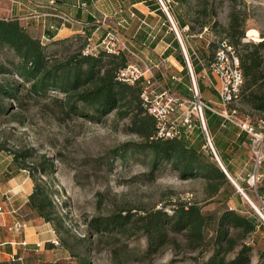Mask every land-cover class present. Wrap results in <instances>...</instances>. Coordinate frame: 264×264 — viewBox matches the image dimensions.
I'll list each match as a JSON object with an SVG mask.
<instances>
[{
    "label": "trees",
    "instance_id": "1",
    "mask_svg": "<svg viewBox=\"0 0 264 264\" xmlns=\"http://www.w3.org/2000/svg\"><path fill=\"white\" fill-rule=\"evenodd\" d=\"M175 1L193 10L191 31H203L208 27L214 34L226 35L221 40H227L236 50L245 79L238 105L248 107L264 119V39L246 41L247 19L236 11L229 15L230 23L226 27L213 18L215 14L209 11L210 0H195L199 2L197 6H193L192 0ZM42 36L35 37L16 18H0V53L6 55L8 64H0V114L8 112L7 101L20 102L19 94L25 89L30 96L40 100H59L58 96H62L60 99L65 105L61 109L66 114L93 123H101L114 115L125 134L137 136L138 140L124 144L121 153L116 156L123 161L136 159L148 162L153 180L161 174V170L163 172L169 167L183 181H202L208 206L214 202L226 204L233 198L237 200L239 193L235 185L211 151L206 149V140L193 144L182 137L157 136V121L142 97L144 81L130 85L118 79L120 70L130 63L128 54L120 52L112 55L101 48L87 52L92 45L86 35L54 38L46 33L44 36L47 39ZM221 40L210 43L208 64ZM207 118L208 112L206 120L212 135ZM2 151L3 148H0V153ZM13 155L16 166L20 170H28L33 179L28 209L43 221L51 223L60 236L65 229L64 217L58 212L54 199L56 192L44 179H53L57 173L54 162L48 160L30 166L28 159L35 157L34 149L16 151ZM238 185L245 191L244 184ZM172 206V213L166 208L143 210L142 213L124 210L125 214L97 220L94 227L96 231L141 233L147 237V253L159 252L173 241L172 234L185 233L187 247L194 252H202L193 259L196 263L199 258L205 257V264H252L254 247L247 240L257 242L259 232L264 229L258 215L247 214L242 208L239 210L232 206L208 213L200 202H176ZM211 230L212 235L209 233ZM72 257L75 259L73 264H92L86 254L72 253Z\"/></svg>",
    "mask_w": 264,
    "mask_h": 264
},
{
    "label": "rangeland",
    "instance_id": "2",
    "mask_svg": "<svg viewBox=\"0 0 264 264\" xmlns=\"http://www.w3.org/2000/svg\"><path fill=\"white\" fill-rule=\"evenodd\" d=\"M13 1L21 2L0 0V18H11ZM191 3L193 6L199 5L195 0ZM210 4L209 11L215 14L213 18L218 24L227 27L229 15L236 11L247 19L246 41H263L264 0H210ZM185 9L188 19L193 20V10L188 7ZM251 29L259 33L255 36L259 40L249 37L248 31ZM211 30L215 41L226 37L223 33L217 35ZM0 64L8 66L3 53H0ZM19 96L20 102L7 101L8 112L0 114V148H3L0 163L3 160V163H10L16 151L27 149L36 151L35 157L28 159L30 166L42 161L54 162L57 173L53 179H44L50 182L52 190L56 192L54 199L65 222V229L60 236L56 234L60 242L59 253L64 254H60L57 259L67 257L56 264H73L75 259L72 253L86 254L92 264H205V257L199 258L197 263L193 260L202 252H194L187 247L185 233L172 234L173 241L159 252L147 253V237L141 233L133 235L117 230L96 231L94 226L97 220L125 214L128 210L142 213L143 210L166 208L172 213L173 203L200 202L203 203L204 211L211 213L219 212L226 206H234L238 200L240 208L247 214L258 215L264 224V218L260 215V212L264 214V201L258 196L256 188L249 185L248 175L244 178L246 189L243 192L259 210H255L237 188V200L233 198L226 204L214 202L208 206L202 181H183L169 167L163 172L161 170V174H157L158 177L153 180L148 162L118 158L116 155L121 153L123 145L138 140V137L125 134L114 115L101 123H93L66 114L61 109L65 105L61 102L62 96H58L59 100H40L30 96L27 89ZM238 108L242 114L258 119L259 114L248 107L239 104ZM25 172L30 176L28 170ZM34 214L29 213L25 217H37ZM209 233L212 235L213 231ZM257 238V242L247 240L254 247L252 264H264V229ZM53 261L49 260L46 264H53ZM27 264L42 263L35 256L27 258Z\"/></svg>",
    "mask_w": 264,
    "mask_h": 264
},
{
    "label": "crops",
    "instance_id": "3",
    "mask_svg": "<svg viewBox=\"0 0 264 264\" xmlns=\"http://www.w3.org/2000/svg\"><path fill=\"white\" fill-rule=\"evenodd\" d=\"M13 2L11 18L20 20L35 37L46 33L54 38L86 35L92 40V46L98 47L107 28L116 30L138 56L134 57L125 52L130 63L141 60V66H150L155 80L176 96L192 99L195 80L202 101L216 110H221V99L216 88L218 80L208 64L211 56L209 45L213 36L208 27L198 33L191 31V19L186 15L185 6L177 1L162 0L168 11L159 0ZM56 13L69 16L74 21L73 24H64L53 15ZM178 111L175 117L179 115L178 122L182 132L180 137L192 141L193 144L205 140L196 119L193 117L196 127L189 130L182 124L183 111ZM207 112L220 167L237 185L242 183L246 186L245 176L256 170L250 151V137L219 114L212 110ZM3 161L0 163V207L4 209L0 212V264H27V258L35 256L42 264L49 260H55L53 264H56L60 259H67L62 256L57 259L60 254H64L59 253L60 246L54 244L58 238L52 224L39 217H25L32 213L27 206L28 197L33 192L31 176L20 170L13 160L8 164ZM258 173L261 179L257 183L256 192L264 201V163L259 166ZM232 208L240 209L238 201ZM17 220L27 223V230L22 233L13 231L12 227ZM25 240L27 247L21 245ZM19 258L23 261H19Z\"/></svg>",
    "mask_w": 264,
    "mask_h": 264
},
{
    "label": "built area",
    "instance_id": "4",
    "mask_svg": "<svg viewBox=\"0 0 264 264\" xmlns=\"http://www.w3.org/2000/svg\"><path fill=\"white\" fill-rule=\"evenodd\" d=\"M162 5V0H159ZM51 2V4H53ZM166 11L167 7L164 5ZM54 16L60 18L64 24H73V20L68 16L56 13ZM173 28L174 24L172 23ZM176 30V29H175ZM43 39H47V36H42ZM92 45V40L89 39ZM103 49L109 54L115 55L120 52H128L134 57H138L137 54L129 48L124 39L120 37L116 30L107 28L101 39L98 47L92 46L87 52L95 51L97 49ZM184 50V49H183ZM141 60L129 63L126 68L120 70L118 79L128 84H135L137 81L142 80L144 90L142 97L148 111L155 117L157 121L159 138H176L181 136V130L179 126L178 110L182 113V124L189 130H193L195 126L193 117L198 122L204 139L206 140V149L211 151L216 160L219 161V156L216 153L214 140L209 131L206 112L212 110L213 112L224 117L227 121L237 125L244 131L251 139L250 151L253 154V160L255 164V172L249 176L248 183L252 187L257 189V183L261 179L258 173V168L264 163V119H253L250 115H242L241 110L238 108V102L241 97V91L245 83L243 76L240 58L236 50L231 47L227 40L223 39L219 42L218 50L211 60L210 69L218 80L216 83L217 92L221 99V110H216L209 104H205L198 90V86L195 80H193V95L192 99L185 98L183 96L174 95L169 89L161 85L156 81L153 75L152 68L141 66ZM189 64V59L187 57ZM193 76V72H191ZM1 189V188H0ZM3 207H0V212H3ZM12 227L13 231L22 233L27 230L28 224L21 221H15ZM54 244L60 246L58 240L54 241ZM14 245V244H13ZM23 247H27L28 243L25 240L22 244ZM23 261L22 258L18 259Z\"/></svg>",
    "mask_w": 264,
    "mask_h": 264
},
{
    "label": "bare ground",
    "instance_id": "5",
    "mask_svg": "<svg viewBox=\"0 0 264 264\" xmlns=\"http://www.w3.org/2000/svg\"><path fill=\"white\" fill-rule=\"evenodd\" d=\"M248 33H249V37H253L255 40H259V39L256 38L257 35L259 34L256 30L251 29V30L248 31ZM245 196H246V194H245ZM246 198L248 199V196H246ZM251 205L255 208V210H259V208L257 207V205H255L254 203L251 204ZM260 215H262V217L264 218V214L263 213L260 212Z\"/></svg>",
    "mask_w": 264,
    "mask_h": 264
},
{
    "label": "water",
    "instance_id": "6",
    "mask_svg": "<svg viewBox=\"0 0 264 264\" xmlns=\"http://www.w3.org/2000/svg\"><path fill=\"white\" fill-rule=\"evenodd\" d=\"M227 174V173H226ZM227 176H228V178L230 179V181L232 182V184L233 185H235L236 186V188L238 189V191L240 192V193H242L244 196H245V193L243 192V189L239 186V185H237L236 183H235V181L227 174ZM245 198H246V196H245ZM247 199V198H246ZM248 200V199H247ZM249 202L251 203V204H253L250 200H249Z\"/></svg>",
    "mask_w": 264,
    "mask_h": 264
}]
</instances>
